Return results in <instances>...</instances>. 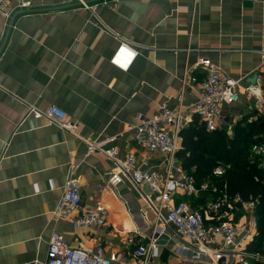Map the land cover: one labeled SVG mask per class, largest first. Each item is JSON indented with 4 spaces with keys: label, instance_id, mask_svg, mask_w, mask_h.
<instances>
[{
    "label": "crops",
    "instance_id": "0c3cea01",
    "mask_svg": "<svg viewBox=\"0 0 264 264\" xmlns=\"http://www.w3.org/2000/svg\"><path fill=\"white\" fill-rule=\"evenodd\" d=\"M20 2L31 10L14 17L0 52V264H43L52 231L71 246L101 244L108 255H122V264H135L129 253L147 242L151 229V215L141 213L137 193L129 183L110 190L106 157L88 154L82 139L45 120L24 119L22 103L41 109L56 105L78 124L82 137L116 136L107 146H115L120 158L135 152L138 160L142 151L130 126L152 116L163 102L173 110L200 98L204 69L196 66L198 58L241 79L240 90L258 84L264 95V0H118L114 8L97 5L93 13L73 0H6L0 8V44ZM51 7L58 8L46 9ZM105 27L131 43L137 55H118V40ZM257 115L241 93L238 101L222 105L216 129L231 137L240 132L236 127L264 125V116ZM160 163V155L153 154L151 167ZM70 172L80 183L85 207L107 203L103 227L76 228L52 215ZM202 193L193 197V206L209 201L199 202ZM188 198L182 191L175 194V201ZM234 219L251 224L237 239L246 250L256 234L254 211H237ZM171 250L172 243L162 246L149 264H197Z\"/></svg>",
    "mask_w": 264,
    "mask_h": 264
},
{
    "label": "built area",
    "instance_id": "2783aa9c",
    "mask_svg": "<svg viewBox=\"0 0 264 264\" xmlns=\"http://www.w3.org/2000/svg\"><path fill=\"white\" fill-rule=\"evenodd\" d=\"M6 0H0V8ZM79 7L93 13L97 5L114 8L118 0H99L91 4L87 0H73ZM28 2H20L16 9H22ZM10 12H4L9 15ZM118 40L117 53L137 55V49L128 43L118 33L104 28ZM196 66L204 69L201 80L202 93L200 98L189 108L178 105L176 109L168 107L167 102L160 104L158 111L150 117L141 116L135 125L134 143L141 149L138 155L129 152L124 158L118 155L115 146H107L115 141L116 136L103 140H91L79 134L78 124L66 119L62 109L56 105H48L44 109L34 103L24 101V119L32 117L68 131L79 137L86 144V152L100 153L111 162V169L107 184L109 189L122 183H129L143 203L141 213L151 215V229L146 243H137L129 253L135 264H149L158 257L162 246L172 243V250L179 255L195 258L197 264H220L221 260L236 261L237 264H250L249 257H253L246 250L240 248L238 236L246 233L249 222L236 221L235 212L242 210L243 214H252L254 201H242L236 196H229L225 191L217 189L208 181L196 185L193 176L184 172L177 175L179 164L175 155L180 148V130L190 124L197 117L208 131L217 128L222 105L236 102L242 93L249 99L258 112V117L264 116V95L258 84H246L239 88L240 80L222 72L220 67L205 58H198ZM264 66V52L262 53ZM195 80V78H193ZM180 99V96H179ZM263 141L254 144L252 151L264 153ZM153 154L160 155L161 163L157 169L151 167ZM73 169L71 166L70 170ZM223 169L217 167L213 173L221 175ZM69 173L62 190V195L52 215L56 219H63L76 228L103 227L108 216V205L98 200L92 207H85L81 202L80 183ZM111 190V189H110ZM209 190L217 194L205 204L195 207L187 200L175 201V194L182 191L189 197H198L202 191ZM240 206V207H239ZM161 238L165 244H159ZM256 258L264 264V254ZM122 255L107 254L101 244L86 247L69 245L62 234L52 231L47 244V258L43 264H122Z\"/></svg>",
    "mask_w": 264,
    "mask_h": 264
},
{
    "label": "trees",
    "instance_id": "16d2710c",
    "mask_svg": "<svg viewBox=\"0 0 264 264\" xmlns=\"http://www.w3.org/2000/svg\"><path fill=\"white\" fill-rule=\"evenodd\" d=\"M236 129L240 132L231 137L225 129L208 131L194 117L180 130V148L175 158L181 170L193 176L197 186L208 181L217 191H225L232 197L238 195L242 201H254L256 234L246 251L253 255L251 264H263L256 257L264 254V170L260 166L261 155L254 153L252 146L263 141L264 125L250 123ZM217 167L223 169L221 175L213 173ZM202 192L199 202L217 196L209 190ZM188 200L192 205L196 201L193 197Z\"/></svg>",
    "mask_w": 264,
    "mask_h": 264
},
{
    "label": "water",
    "instance_id": "95a60500",
    "mask_svg": "<svg viewBox=\"0 0 264 264\" xmlns=\"http://www.w3.org/2000/svg\"><path fill=\"white\" fill-rule=\"evenodd\" d=\"M72 5H75V6H78V4L77 3H74V4H72ZM52 8H58V7H51V8H46V9H52ZM31 9H29V10H27V9H19L18 11H16L15 13H14V15L12 16V17H10V20H9V23H8V27H7V30H6V32H5V34H4V38H3V40H2V42H1V44H0V52H1V50H2V48H3V46H4V44H5V42H6V39H7V37H8V34H9V32H10V29H11V26H12V23H13V20H14V17L17 15V14H21V13H26V12H29ZM42 10H45V9H36L35 11H42ZM165 239L164 238H161L160 240H159V244H165ZM222 261L223 260H221L220 262L222 263Z\"/></svg>",
    "mask_w": 264,
    "mask_h": 264
},
{
    "label": "rangeland",
    "instance_id": "374dc122",
    "mask_svg": "<svg viewBox=\"0 0 264 264\" xmlns=\"http://www.w3.org/2000/svg\"><path fill=\"white\" fill-rule=\"evenodd\" d=\"M137 162H138V160H137Z\"/></svg>",
    "mask_w": 264,
    "mask_h": 264
}]
</instances>
